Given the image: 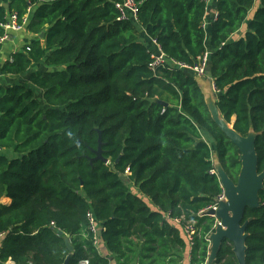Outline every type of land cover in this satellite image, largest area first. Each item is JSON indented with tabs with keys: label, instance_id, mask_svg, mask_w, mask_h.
<instances>
[{
	"label": "trees",
	"instance_id": "1",
	"mask_svg": "<svg viewBox=\"0 0 264 264\" xmlns=\"http://www.w3.org/2000/svg\"><path fill=\"white\" fill-rule=\"evenodd\" d=\"M123 1L0 0V23L30 9L26 28L37 36L2 73L42 66L28 71L41 101L23 85H0V264H64L68 254V264H237L226 239L208 262L214 221L197 213L221 192L216 162L236 182L239 151L213 120L200 77L151 70L142 33L181 65L209 49L215 105L235 132L255 135L264 175V0H216L208 41L203 0H133L136 20L121 17ZM99 138L105 161L91 160ZM258 201L242 219L245 264H264V177Z\"/></svg>",
	"mask_w": 264,
	"mask_h": 264
},
{
	"label": "water",
	"instance_id": "2",
	"mask_svg": "<svg viewBox=\"0 0 264 264\" xmlns=\"http://www.w3.org/2000/svg\"><path fill=\"white\" fill-rule=\"evenodd\" d=\"M7 6V5H6ZM44 33L39 35L42 38ZM204 92V91H203ZM205 94V93H204ZM206 101V99H205ZM161 105L166 102L159 101ZM209 111L213 109L211 116L221 131L226 135L239 151L240 169L236 182L232 181L216 162L215 171L219 182L224 190L225 200L219 202L216 210L211 209L208 213L215 214L219 219L213 232L210 233V247L208 252V262L212 261L221 247L222 241L226 239L232 245V251L236 257L237 264H245V238L246 225L248 220L242 221L246 208H254L259 205L258 192L263 187L264 175L257 172V156L254 147V134L241 136L234 131L232 123H226L218 109L209 106ZM216 106V105H215ZM98 149L93 151L95 157L91 160L100 159L105 161L100 148V138L98 139ZM102 230H99L100 236ZM68 242V241H67ZM69 249L71 245L68 243ZM71 254L65 258L64 264H68Z\"/></svg>",
	"mask_w": 264,
	"mask_h": 264
},
{
	"label": "built area",
	"instance_id": "3",
	"mask_svg": "<svg viewBox=\"0 0 264 264\" xmlns=\"http://www.w3.org/2000/svg\"><path fill=\"white\" fill-rule=\"evenodd\" d=\"M203 1H204L205 5H207L213 0H203ZM116 7L120 10L122 18H129L130 17V18L136 20V14H137L138 8H137L136 3L133 0H124L122 3L116 4ZM28 16H29L28 10L22 16L18 15L17 12H12V13H9L7 15L5 22L0 23V28L3 31L2 34L0 35V45L9 39L11 31H14V32L21 31L25 28V26L28 25V22H29ZM216 17H217V14H215L214 20L216 19ZM203 26H204V20H203ZM204 29H205V26H204ZM150 55L152 58V62L150 63V68L153 71H155V69L159 66H165V65L166 66H178V67H184L186 69L193 71L198 77H205V70H206V67H207V64L209 61L210 51L208 49H206L204 51V53L201 54L197 58V61L193 66L181 65V64L177 63L176 61L167 58V56L160 50V48H159V51H157V52L153 51V52H151ZM210 87L215 94H217L219 92L212 80H210ZM0 151H1V148H0ZM211 172L212 173L214 172L215 174H217L215 170H211ZM222 200H225V195H224V190L221 186V192L219 193V195H217V197L215 198V201L211 205L207 206L206 208L200 210L197 213L198 215L205 214V215H208L211 218H213L214 223H213V227H212L211 232L214 231L217 223H219V219L216 217L215 214L211 215L208 212L211 209L216 210L219 202ZM86 216L88 219L87 220L88 221V230L93 234L94 242L96 243V245H98V242H99L98 232L100 230V228L98 226L99 223L95 219L92 212L89 211ZM165 217L169 218L168 214H165ZM181 219H182V217L181 218H173V220H171V221L173 223L179 224ZM192 222L193 221H186V224H184V227H183V233L185 235L184 238L187 239V241H188L187 243L189 245H190V242L192 240V234H193V229H194ZM211 232H209L207 237H206V240L209 243V247H210L209 235ZM79 264H87V263L85 261H81Z\"/></svg>",
	"mask_w": 264,
	"mask_h": 264
},
{
	"label": "crops",
	"instance_id": "4",
	"mask_svg": "<svg viewBox=\"0 0 264 264\" xmlns=\"http://www.w3.org/2000/svg\"><path fill=\"white\" fill-rule=\"evenodd\" d=\"M215 5H216L215 0L211 1L209 4L206 5V11H205L206 13H205L203 20H204L207 41L209 39V28H210L211 23L214 21L215 14H216ZM28 15H29L28 17H30V9H28ZM26 27L27 26H25V28L21 31H17V32L11 31L9 39L0 45V85L4 87L23 85L26 89L32 90L35 93V97L41 101L42 92L36 87H34L29 82V79H28V76H29L28 71L29 70L33 71L35 69L42 68L41 65L32 66L27 72L20 74V75L3 74L1 71L3 63L7 59H9L14 52L19 51L23 46L27 45V43H29L30 41H32L34 38L37 37L31 32H29ZM245 27L246 26L243 25L242 28L237 33H235L234 38L241 36L245 31ZM142 38H143L142 40L145 41V44L148 45L150 50L155 51V52L159 51L158 45L153 41V39H149L145 35L144 32L142 33ZM199 79H200L199 82L202 87V90L205 93L206 101L208 100L209 103L211 101L213 107L217 109V107L215 106V95L216 94L212 91L210 87V80L206 77H200ZM6 153L8 154L9 157H12L15 155L12 150H8L6 151ZM1 202L9 203L10 199L3 198ZM0 244H1V236H0ZM98 248L101 253L106 254L107 251L104 247V244L101 241L98 242ZM188 258L190 257L188 256L187 258H185L184 264H188ZM7 264H14V263L10 261Z\"/></svg>",
	"mask_w": 264,
	"mask_h": 264
},
{
	"label": "rangeland",
	"instance_id": "5",
	"mask_svg": "<svg viewBox=\"0 0 264 264\" xmlns=\"http://www.w3.org/2000/svg\"><path fill=\"white\" fill-rule=\"evenodd\" d=\"M250 13H251V12H250ZM208 98H210V97H208ZM209 105H210V107H212V103H211V101H210ZM211 113L213 114V109H212V108H211ZM130 188H131V186H130Z\"/></svg>",
	"mask_w": 264,
	"mask_h": 264
}]
</instances>
